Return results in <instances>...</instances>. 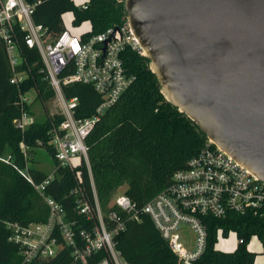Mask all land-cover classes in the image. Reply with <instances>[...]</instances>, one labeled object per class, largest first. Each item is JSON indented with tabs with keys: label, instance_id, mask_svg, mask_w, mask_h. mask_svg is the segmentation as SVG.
Listing matches in <instances>:
<instances>
[{
	"label": "built area",
	"instance_id": "2783aa9c",
	"mask_svg": "<svg viewBox=\"0 0 264 264\" xmlns=\"http://www.w3.org/2000/svg\"><path fill=\"white\" fill-rule=\"evenodd\" d=\"M116 1L124 4L125 0ZM39 4L41 1L0 0V46L5 48L13 72L11 84L20 87L33 77L24 49L36 51L42 62L38 72L54 91L52 100L58 106L52 117L61 118L52 123L47 143L59 164L54 175L37 181L30 171L33 148L25 142L21 150L27 165L23 169L15 167L49 211L43 221L6 224L9 240L20 248L25 262L50 260L69 249L80 264H130L118 248L117 238L129 223L149 217L180 264H194L207 248L206 218L226 219L234 213L264 221V182L210 139L144 206H137L125 193L113 194L103 205L92 174L87 137L100 116L136 82V75L127 66L130 54L148 56L127 13L120 25L97 35L83 37L63 29L53 36L35 21ZM77 84L91 86L101 97L91 117H79V98H68L65 93L66 88ZM38 98L36 87L20 95L21 113L14 126L23 133L35 123L30 110L33 112ZM37 146L44 148L45 144L38 141ZM12 160L11 155L0 158L7 164H13ZM59 167L76 173L78 187L71 193L77 196L75 218L61 203L46 196ZM84 167L91 179V195L83 185Z\"/></svg>",
	"mask_w": 264,
	"mask_h": 264
},
{
	"label": "trees",
	"instance_id": "16d2710c",
	"mask_svg": "<svg viewBox=\"0 0 264 264\" xmlns=\"http://www.w3.org/2000/svg\"><path fill=\"white\" fill-rule=\"evenodd\" d=\"M29 1H41L36 8L35 21L48 28L53 36L65 29L60 23L68 13L73 14L75 26L86 22L91 24V31L83 34V37L97 35L113 25H120L126 15L124 4L116 0H87L85 8L72 0ZM24 52L29 65L33 67V77L18 87L11 84L13 72L5 48L0 46V158L11 155L13 159V164L0 161L11 177L10 187L0 196V264H80L74 261L69 249L50 260L25 262L20 248L9 240L8 222H38L45 220L49 214L43 203L41 213L31 215L30 211L36 206L39 196L15 169L16 166L23 169L27 165L21 144L25 142L33 148L32 163L40 149L37 142L43 141L55 167L59 166L55 151L47 146L51 125L61 120L59 116H49L41 123L35 122L25 133L14 126V120L21 113L22 93L36 87L38 100L43 103L51 101L55 95L38 72L42 67L39 54L28 48ZM127 66L136 75V82L100 116L87 137L92 174L103 205L110 201L114 193L124 189L122 192L137 206H144L169 185L177 171L186 168L187 162L200 152L208 139L195 122L168 102L149 67L148 58L131 53ZM65 93L68 98H79L78 115L82 118L91 117L102 102L101 97L88 85L71 86L65 89ZM30 171L38 182L49 176L35 168ZM82 177L83 185L91 195V179L86 167L82 169ZM76 187V173L69 168L59 167L54 181L47 187L46 196L61 203L69 216L75 218L77 196L71 193ZM39 200L42 199L39 197ZM205 220L208 226L207 248L194 264H255L258 254L249 249L254 237L261 241L264 253L263 220L234 213L226 219L208 217ZM220 230L224 238L232 232L237 235L238 246L234 251L217 248ZM117 242L130 264H180L149 217H144L141 222L129 223Z\"/></svg>",
	"mask_w": 264,
	"mask_h": 264
},
{
	"label": "water",
	"instance_id": "95a60500",
	"mask_svg": "<svg viewBox=\"0 0 264 264\" xmlns=\"http://www.w3.org/2000/svg\"><path fill=\"white\" fill-rule=\"evenodd\" d=\"M161 91L264 182V0H125Z\"/></svg>",
	"mask_w": 264,
	"mask_h": 264
},
{
	"label": "rangeland",
	"instance_id": "374dc122",
	"mask_svg": "<svg viewBox=\"0 0 264 264\" xmlns=\"http://www.w3.org/2000/svg\"><path fill=\"white\" fill-rule=\"evenodd\" d=\"M76 5L82 6L87 0H72ZM87 3V2H86ZM74 16L72 13H68L63 16L61 20V27L68 29L71 33L76 35H82L91 31V24L86 22L80 26L73 25ZM34 95V93H33ZM58 111V106L55 100H51L47 103H43L40 100L36 101L33 105L32 120L38 123L44 122L49 116L55 114ZM31 167L37 170H41L48 175H54L55 164L52 156L45 148L38 149L35 155V161L31 163ZM11 177L5 172L4 165L0 163V196L10 187ZM124 189L118 190L116 193L123 194ZM114 193V194H116ZM39 196V195H38ZM40 197V196H39ZM39 197L37 199L39 200ZM36 200V206L31 209V215L35 213H41L43 209V202ZM34 206V205H33ZM40 210V211H39ZM193 238V235H191ZM238 246V238L235 233H230L227 238L223 236L219 237L217 242V248L222 251H233ZM249 247L256 252L257 258L255 264H264V253L261 241L256 237L252 238Z\"/></svg>",
	"mask_w": 264,
	"mask_h": 264
},
{
	"label": "crops",
	"instance_id": "0c3cea01",
	"mask_svg": "<svg viewBox=\"0 0 264 264\" xmlns=\"http://www.w3.org/2000/svg\"><path fill=\"white\" fill-rule=\"evenodd\" d=\"M236 248H237V247H235V249H236ZM235 249H234V250H235ZM249 249H250L251 251H253V249H251L250 247H249ZM234 250H233V251H234Z\"/></svg>",
	"mask_w": 264,
	"mask_h": 264
}]
</instances>
